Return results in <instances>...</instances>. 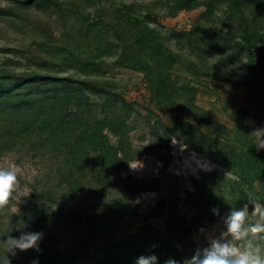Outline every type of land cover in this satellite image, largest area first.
I'll use <instances>...</instances> for the list:
<instances>
[{
  "label": "trees",
  "instance_id": "trees-1",
  "mask_svg": "<svg viewBox=\"0 0 264 264\" xmlns=\"http://www.w3.org/2000/svg\"><path fill=\"white\" fill-rule=\"evenodd\" d=\"M108 1L16 2L22 6L39 3L65 11L78 9L83 4L100 6ZM159 3L169 16H177L182 10L206 6L203 16L207 19H211L217 9L226 7V29L214 31L197 28L168 35L153 29L149 39H144V42L141 39L146 33H141L135 39L138 50H155L154 54L166 56L164 60H170L173 64L181 59L185 51L188 55L184 65L194 77L219 79L231 77L238 61L246 58L253 62L255 57L262 54L264 0H160ZM134 16L145 23L152 20L150 12L141 15V18L136 13ZM97 26V22H87L77 30L72 29L66 33L64 44L67 49L91 62L110 55L123 56L118 43L107 41L102 27L99 26L98 32ZM52 61L51 58L43 63V67L28 69L19 74L9 66H0V156L28 149L38 156L49 154L55 166L52 182H47L51 184L44 185L40 192L43 203L51 202L55 205L53 210L48 213L42 204L36 202L33 207H27L36 218L30 221L33 228L44 234L40 250H17L16 255H10L12 264H32L37 257L39 264H79L80 255L63 251L55 237L46 233L44 224L57 218H80L91 213L95 215L100 210L108 214L138 215L140 205L135 202L136 195L143 190H157L159 186L158 177L139 179L132 175H122L141 152L131 138L132 118L137 111L134 103L101 87L96 88L98 91H88L79 77L65 76L61 74L62 71L52 70L55 64ZM153 84L156 100L163 103L159 108L192 116L202 126L214 125L212 115L197 104L194 95L181 96L182 91L173 83L170 74L168 78L161 75ZM89 92H98L95 94L102 98L101 101L91 100ZM152 113L156 116V125L167 129L159 113ZM247 117L248 110H240L236 123L229 129L237 138L235 150H232L233 146L226 149L231 158H236L237 170L233 171L235 176L227 177L216 171L195 178V189L188 190L186 195L187 205L193 210L191 218L181 214L175 206L167 212L166 228H155L148 219L164 215L166 203L159 201L146 212L147 221L139 227L137 233L108 246L101 255L84 264H135L138 256L151 253L160 258L161 264L168 257L182 260L191 256L199 245L193 240V235L217 217L211 209L219 207L222 213L225 209L246 203L249 200L247 186L254 187L258 172H264V151L257 148L253 134L252 149L256 155L245 157L248 143L243 141V132L251 135L254 130L246 120ZM197 150L202 149L197 147ZM243 159L247 166L241 165ZM216 162L228 169L224 162L218 159ZM217 189L222 191L217 197L212 196ZM81 193L92 197L94 203L87 204L80 212L69 211V208L66 210L60 203L62 199L69 203L76 196H81ZM260 201L264 203L262 197ZM21 217L26 218L25 215ZM261 243L264 245V239ZM3 254L0 245V255Z\"/></svg>",
  "mask_w": 264,
  "mask_h": 264
},
{
  "label": "rangeland",
  "instance_id": "rangeland-1",
  "mask_svg": "<svg viewBox=\"0 0 264 264\" xmlns=\"http://www.w3.org/2000/svg\"><path fill=\"white\" fill-rule=\"evenodd\" d=\"M16 1L0 0V66H9L19 74L43 67V63L52 58L55 63L52 70L62 71L61 74L65 76L79 77L88 91L101 87L134 103L137 111L132 118L131 138L141 152L131 161L132 167L129 165L122 175L159 179L157 190H143L136 195L135 202L140 205L138 215L108 214L100 210L95 215L57 218L44 224L46 233L55 237L63 251L80 255L79 264L101 255L108 246L137 233L147 221L146 212L159 201L166 203L164 215L148 219L155 228H166L167 212L175 206L181 214L191 218L193 210L187 205L186 195L188 190L195 189V178L216 171L227 177L235 176L236 158L233 155L231 158L226 149L233 146L232 150H235L237 138L229 129L236 123L238 112L248 110L246 120L253 129L264 127V47L262 54L255 57L253 62L246 58L238 61L231 77L219 79L194 77L184 65L188 55L185 51L181 59L173 64L170 60H164L166 56L154 54L155 50H138L135 46V39L141 33H146L141 39L144 42V39H149L153 29L167 35L197 28L224 30L228 14L226 7L217 9L216 14L207 19L203 16L206 6L182 10L177 16H169L161 7L160 0H109L100 6L83 4L78 9L65 11L39 3L22 6ZM147 12H150L152 19L148 23L134 16L136 13L141 18ZM87 22L99 23L107 41L118 43L123 56L110 55L91 62L68 50L64 44L65 34ZM99 26L96 27L98 32ZM169 74L182 91L181 96L194 95L197 104L212 115L213 126H202L192 116L159 108L163 103L156 100L153 83L161 75L168 78ZM241 81L245 82L238 84ZM95 93L98 92L88 93L91 100L101 101L102 98ZM152 111L159 113L167 129L156 125V116ZM112 140L115 142V137L112 136ZM253 140L252 134L243 132V141L248 143L247 158L256 155L252 149ZM197 147L202 150L198 151ZM216 159L224 162L228 169L217 163ZM241 165L247 166L244 159ZM0 166H11L18 172L17 192L7 204L0 205V245L5 252L3 242L7 235L19 236L21 231H36L30 222L36 218L27 207H33L36 202L42 204L48 213L55 207L51 202L43 203L40 195L44 185L51 184L47 182H52L55 166L49 154L38 156L28 149L3 154L0 156ZM221 191L215 190L212 196L217 197ZM247 192L249 200L239 206L250 205L253 200L262 203L264 172H258V180L254 187L247 186ZM92 199L86 193H81L69 203L65 199L60 203L66 210L69 208V211L80 212L87 204L94 203ZM69 204L71 206H67ZM227 211L223 210L220 216L204 224L208 231L198 230L193 240L203 245L210 231L214 230L213 234L222 231V217ZM254 219L250 216V220ZM261 240L257 238L254 242L264 250Z\"/></svg>",
  "mask_w": 264,
  "mask_h": 264
},
{
  "label": "clouds",
  "instance_id": "clouds-1",
  "mask_svg": "<svg viewBox=\"0 0 264 264\" xmlns=\"http://www.w3.org/2000/svg\"><path fill=\"white\" fill-rule=\"evenodd\" d=\"M251 134L256 138L257 148H264V127L254 129ZM17 188L16 168L0 166V205L7 204ZM211 211L216 216L221 215L219 207H213ZM250 216L255 219L250 220ZM222 220L223 230L218 234L210 231L206 243L198 245L191 256L182 260L168 257L163 264H264V250L254 242L257 238L264 239V203L253 200L250 205L230 207ZM199 231L208 230L202 226ZM43 235L41 231H21L19 236L7 235L0 264H12L10 255H16L17 250L39 251ZM32 264H39L38 257ZM135 264H161V261L155 253L142 254L135 259Z\"/></svg>",
  "mask_w": 264,
  "mask_h": 264
}]
</instances>
